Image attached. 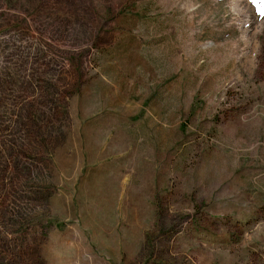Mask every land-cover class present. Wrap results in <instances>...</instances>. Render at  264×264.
I'll return each instance as SVG.
<instances>
[{
    "label": "rangeland",
    "instance_id": "374dc122",
    "mask_svg": "<svg viewBox=\"0 0 264 264\" xmlns=\"http://www.w3.org/2000/svg\"><path fill=\"white\" fill-rule=\"evenodd\" d=\"M0 264H264V0H0Z\"/></svg>",
    "mask_w": 264,
    "mask_h": 264
}]
</instances>
